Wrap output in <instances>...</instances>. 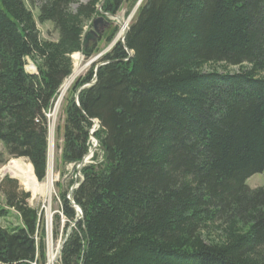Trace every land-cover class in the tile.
<instances>
[{
  "label": "trees",
  "instance_id": "trees-1",
  "mask_svg": "<svg viewBox=\"0 0 264 264\" xmlns=\"http://www.w3.org/2000/svg\"><path fill=\"white\" fill-rule=\"evenodd\" d=\"M82 1L0 0V145L39 183L73 56L89 60L103 39L85 47L87 28L132 2ZM72 88L84 89L64 107L59 164H81L95 122L98 147L72 194L82 217L61 195L74 226L59 264H264V187L247 185L264 174V0H145ZM2 183L0 220L16 212L21 226L0 227V264H45L43 215L16 181Z\"/></svg>",
  "mask_w": 264,
  "mask_h": 264
},
{
  "label": "rangeland",
  "instance_id": "rangeland-1",
  "mask_svg": "<svg viewBox=\"0 0 264 264\" xmlns=\"http://www.w3.org/2000/svg\"><path fill=\"white\" fill-rule=\"evenodd\" d=\"M90 0H83V3H87ZM142 0H136V3L133 4V0L130 3H125L122 7V10L114 17L110 16H99L96 17L95 20L102 19L103 22L98 24V31L101 33V38H103L100 43L97 45L98 49L95 55L90 58L89 60H86L85 57L81 54L73 56V62H74V69L72 75L65 80L63 85H65L68 81H70V78L73 76L74 71L77 68H79L82 73L75 79V81L72 82L67 95L65 96L63 103L59 106L57 110V116L55 117V134L54 137L52 138L50 135V130L53 125V114L55 112V109L57 107V103L59 100V97L61 96V87L58 95L56 102L54 104V107L52 111L47 115L48 120H49V135H48V144H49V168H48V176L49 173H51L53 177V183H52V191L50 194H48L47 191V184H48V178L41 184L42 190L38 194L34 195L32 192L26 189L24 186L22 180L19 177H15L13 174L5 172L4 169L9 167V165L13 161H19V163L26 167L29 162L24 159H10L3 146L0 145V155H3V159L5 161V164L0 167V183L5 180V178L14 180L18 183L19 186V192L20 193H25L30 195V199L28 200V204L31 208L39 211L40 215H43V222L46 230V246H47V251H46V263L49 264L50 260V244H49V239L51 240V247L56 251L59 249L63 241L65 240L66 237V232L70 233L71 229L73 228L74 225L69 224V228L66 230V220L63 218V215L61 214V209H62V200H61V195L63 192L67 194V196L70 195V193L74 190L75 182H79L82 178L80 172L77 170L78 167L75 165H67L66 167L62 166L59 164L60 161V155H61V149H62V134H59L58 130L63 128L64 125V119H65V114H64V107L67 103V101L71 98L72 95V87L75 85L76 82H78L80 79L84 78L88 72L91 70L92 67L100 64L101 58L106 54L109 53L111 50V45L115 42V40L118 39L120 35L121 28L123 26V22H127V29L131 26L134 18L136 17V14L138 12V9L141 7L142 3L145 1L143 0L141 4L139 2ZM73 10H75V6L73 7ZM36 19L38 17V14H36ZM39 30L41 32V37L45 40H53L55 41L57 39V34L55 33L54 29L52 28L51 25H39ZM116 30L115 34L116 36L114 37V42L109 44L107 41V37L110 36L112 31ZM87 31H93V24L91 23L90 27L87 28ZM124 35V34H123ZM120 40L118 39L117 42L114 45H116L119 41H121L122 37H119ZM100 38L98 39L99 42ZM92 45V44H90ZM78 56V59L75 57ZM33 64L31 61L28 60L26 70L28 73L34 74L35 72L31 71V67ZM221 70V69H220ZM231 70H236V69H231ZM237 71V70H236ZM85 88V87H84ZM82 89V88H81ZM77 94V93H76ZM76 97V95H75ZM98 126L96 125V131H98ZM93 145V143H92ZM94 147V145H93ZM52 148V154L50 153V149ZM93 150V148L91 149ZM96 150L94 151V153ZM91 156V159L87 163V165H91L92 163V158L94 157ZM60 170V171H59ZM247 185L251 189H258L264 187V174H259L254 176L251 180L247 182ZM3 186V183L0 186V204L2 206H6V197L2 193L1 187ZM78 186V184H77ZM77 189V188H76ZM72 197V194H71ZM60 216V222L57 223L56 217ZM21 226L20 219L18 218V214L16 212H13L12 215L8 219L0 220V227L3 228H10L13 229L15 227ZM56 228H58V237L56 238L55 236V231ZM55 264H59V260L55 262Z\"/></svg>",
  "mask_w": 264,
  "mask_h": 264
},
{
  "label": "bare ground",
  "instance_id": "bare-ground-1",
  "mask_svg": "<svg viewBox=\"0 0 264 264\" xmlns=\"http://www.w3.org/2000/svg\"><path fill=\"white\" fill-rule=\"evenodd\" d=\"M126 27H127V22H123V26L121 28L120 35H119V37H122L121 41L123 40V37H124L123 34H125V32L127 31ZM119 37H118V39L120 40ZM117 40H115L114 44L117 42ZM75 58L78 59V56H76ZM30 69L33 70L34 67L32 66ZM81 73H82V71L76 67L73 76L70 78V81H68L65 85H63V87L61 89L62 90L61 96L59 97L57 107H56L55 112L53 114V125H52L51 130H50V135L52 138L54 137V134H55V117L57 116V110H58L59 106L63 103V100H64L65 96L67 95V92H68L72 82L75 81V79ZM50 153L52 154V148L50 149ZM4 171L13 174L15 177H19L22 180L26 189L29 190L30 192H32L34 195L41 192V190H42L41 184L38 182L31 164H28L26 167H24L19 163V161H13L9 165V167L4 169ZM53 181H54L53 177H52L51 173H49L48 184L46 186L48 194H50L52 191ZM49 244H50V251H51L49 264H55V262H56V260H55L56 251L53 249V247H51L52 245H51L50 239H49Z\"/></svg>",
  "mask_w": 264,
  "mask_h": 264
},
{
  "label": "water",
  "instance_id": "water-1",
  "mask_svg": "<svg viewBox=\"0 0 264 264\" xmlns=\"http://www.w3.org/2000/svg\"><path fill=\"white\" fill-rule=\"evenodd\" d=\"M142 1H143V0H142ZM142 1H140L139 4H141ZM102 22H103L102 19L94 20V22L92 23V24H93V31L88 32L87 35L85 36V39H84V46H85V47H88L91 43H93V44H97V43H98V39L101 38V33H99V31H98V24H100V23H102ZM128 30H129V28L127 29V31H128ZM127 31H126L125 34H124V37H123L122 42L124 41V39H125V37H126ZM113 44H114V43H113ZM113 44L111 45V48H110L109 50H111V49L115 46V45L113 46ZM99 67H101V66H97V67H96V71H95V72H97V70L99 69ZM83 89H84V88L80 89V90L77 92V95H76V101H77V103H78V100H79L78 95H79V93H80ZM95 124L98 126V123H97V122H95ZM95 131H96V126H95L94 129L91 131V141L93 142V145H94L93 150H91V151L89 152V154H88V155L82 160L81 164L78 166L77 170H78L79 172H80V170H81L83 167H85V166L87 165V163H88L89 160L91 159V156H93L94 151H95L96 148L98 147V142H97V140H96L95 137H94V133H95ZM48 155H49V154H48ZM49 163H50V161H49V156H48V165H49ZM48 168H49V166H48ZM47 178H48V173H47ZM77 184H78V183H77V181H76V182H75V186H74V190H76V188L78 187ZM71 194H73V190H72V192L70 193V195L68 196V199L72 202ZM72 204L74 205V202H72ZM74 208H76L77 212H78L79 215L82 217V215H83L82 210H81L78 206H76V205H74ZM63 244H64V242L61 244V246H60L59 249L57 250L56 257H55V260H56V261L59 260V258H60V254H61V250H62V248H63ZM49 263H50V262H49Z\"/></svg>",
  "mask_w": 264,
  "mask_h": 264
},
{
  "label": "built area",
  "instance_id": "built-area-1",
  "mask_svg": "<svg viewBox=\"0 0 264 264\" xmlns=\"http://www.w3.org/2000/svg\"><path fill=\"white\" fill-rule=\"evenodd\" d=\"M48 117V116H47Z\"/></svg>",
  "mask_w": 264,
  "mask_h": 264
}]
</instances>
